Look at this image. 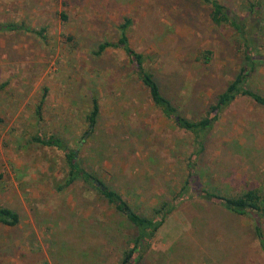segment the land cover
Returning a JSON list of instances; mask_svg holds the SVG:
<instances>
[{
  "label": "rangeland",
  "instance_id": "rangeland-1",
  "mask_svg": "<svg viewBox=\"0 0 264 264\" xmlns=\"http://www.w3.org/2000/svg\"><path fill=\"white\" fill-rule=\"evenodd\" d=\"M220 1L243 13L241 0ZM210 12L198 0H0L1 24L29 27L0 31V204L21 217L16 226L0 222V264H120L132 245L134 226L96 189L63 186L64 152L34 139L51 135L140 213L190 180L192 192L136 264H264L254 215L198 192H264V106L238 95L201 148L153 104L122 48L95 54L132 19L131 45L181 115L200 119L245 63L235 29L214 24ZM259 32L256 55L264 56V24ZM247 86L264 95V59ZM94 97L100 116L90 127Z\"/></svg>",
  "mask_w": 264,
  "mask_h": 264
},
{
  "label": "trees",
  "instance_id": "trees-1",
  "mask_svg": "<svg viewBox=\"0 0 264 264\" xmlns=\"http://www.w3.org/2000/svg\"><path fill=\"white\" fill-rule=\"evenodd\" d=\"M201 4L208 5L211 8L210 18L216 25L228 23L235 29L239 37V45L242 48L245 63L240 68L235 78L228 84L226 89L221 92L216 100L208 109L206 115L197 120L189 119L181 115L178 107L172 99L166 95L161 83L156 78L153 71L146 66L147 55L137 51L130 43L128 36V27L132 24V19L126 18V21L120 25V36L117 41L101 42L95 54L102 55L110 47H120L124 50L134 67V72L148 89L153 104L161 109L163 114L173 119L177 125L184 128L196 137V140L203 147V136L209 131L215 122L220 118L221 112L234 101L238 95H246L264 106V95L247 86L250 76L256 69V63L261 58L256 55L257 43L260 35V27L264 24V0H241L244 5L242 14H230L227 7L220 0H198ZM29 29L24 24L19 23H0V31ZM201 57H199L200 59ZM202 58L204 62H210L212 51H203ZM43 101L37 107V114L41 118ZM100 116V104L97 97L93 98V106L88 115L90 127H94ZM37 142L55 146L61 149L65 155V162L68 166L67 179L64 187L74 184L78 181L85 182L89 187L96 189L117 212L123 214L134 226L136 234L131 238L132 245L126 250L120 264H136L143 255V246L148 245L156 232L164 224L167 217L175 210L177 206L192 192L190 180L182 187L180 193L172 200L163 201L162 204L153 209L152 213H140L133 208L129 201L121 192L112 188L101 180L97 174L90 171L82 164L79 157V151L69 147L63 139L54 135L48 137H34ZM199 194L209 200L216 201L229 211L249 215L253 214L256 220L255 231L261 248L264 251V230L261 225V217H264V192L259 189H249L241 194L229 196L210 190H199ZM21 220L17 210L0 204V222L16 226ZM40 264H51L49 260H44Z\"/></svg>",
  "mask_w": 264,
  "mask_h": 264
},
{
  "label": "water",
  "instance_id": "water-1",
  "mask_svg": "<svg viewBox=\"0 0 264 264\" xmlns=\"http://www.w3.org/2000/svg\"><path fill=\"white\" fill-rule=\"evenodd\" d=\"M259 58L264 59V56H259Z\"/></svg>",
  "mask_w": 264,
  "mask_h": 264
}]
</instances>
